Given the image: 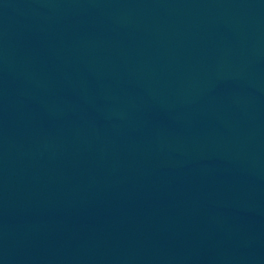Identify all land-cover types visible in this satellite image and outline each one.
<instances>
[{"label": "water", "instance_id": "95a60500", "mask_svg": "<svg viewBox=\"0 0 264 264\" xmlns=\"http://www.w3.org/2000/svg\"><path fill=\"white\" fill-rule=\"evenodd\" d=\"M0 264H264V0H0Z\"/></svg>", "mask_w": 264, "mask_h": 264}]
</instances>
